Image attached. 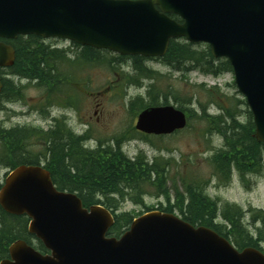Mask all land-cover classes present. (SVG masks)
I'll list each match as a JSON object with an SVG mask.
<instances>
[{
    "label": "water",
    "instance_id": "water-1",
    "mask_svg": "<svg viewBox=\"0 0 264 264\" xmlns=\"http://www.w3.org/2000/svg\"><path fill=\"white\" fill-rule=\"evenodd\" d=\"M18 35L144 57H162L170 39L209 43L214 57L232 65L253 115L254 138L264 144V0H0V38ZM13 60V49L0 42V67ZM185 123L172 106L152 107L138 115L135 128L166 135ZM0 206L29 217V233L51 252L41 255L18 240L0 264H264L258 250L239 252L210 229L158 211L134 219L119 239L106 238L110 214L99 205L84 209L75 194L56 191L39 166H19L7 177Z\"/></svg>",
    "mask_w": 264,
    "mask_h": 264
},
{
    "label": "rangeland",
    "instance_id": "rangeland-1",
    "mask_svg": "<svg viewBox=\"0 0 264 264\" xmlns=\"http://www.w3.org/2000/svg\"><path fill=\"white\" fill-rule=\"evenodd\" d=\"M45 43L65 52L61 58L67 67L63 65L60 74L62 77L67 76L68 85L72 84L73 91L68 92L67 98L61 95L60 105L48 106L43 90L36 87L34 82L28 83L16 76L3 75L13 82L12 89L21 85L23 92L22 100L21 97L17 99L16 95H13L12 100H5L8 99L5 97L0 99V126L5 129H15L14 135L21 139L24 145L23 147L15 144L16 153L20 150L16 159L21 155L31 156L32 159L38 155L39 163L45 165L49 157L45 148L38 142L32 141L30 134L22 136V127L42 129L48 133L61 127L60 136H56V139H64L65 136L61 135L65 131L76 135L86 132V137L91 135L90 138H93L82 141V148L88 152L96 149L100 141L111 147L117 146V150L128 159L142 156L149 165L154 162L163 164L164 176L167 180L162 192L167 191L170 195L171 205L174 204L175 192L179 194L185 192V189L192 184L191 180L199 183L207 182L204 193L210 200L216 202L218 223L222 222L219 210L224 204H229L242 210V225L254 238L264 232V226L260 221L251 223L252 213L248 212L249 209L264 211V168L260 174L254 172L245 175L243 180L234 168L230 172L229 182L224 175L213 176L209 157L225 149L223 146L225 138L214 131L205 135L207 121L199 120L202 112L213 116L222 115L219 107L237 113L235 120L240 124H244L243 122L247 120L248 107L233 85V74L230 71H223L213 76L205 71L206 63L197 68L175 70L160 59H142L137 66L146 70L149 78L132 83L127 76H132L135 72L133 58L99 51L96 61L84 63L80 61L81 49L71 43L62 40H47ZM193 49L197 52L204 51L206 54L207 46L195 45ZM205 54L201 60L205 59ZM206 61L213 69L223 68L224 60L209 58ZM149 71L156 74L153 77L157 86L152 91L148 90L149 85L152 84ZM190 94L194 96V101L205 107L202 111L194 101L186 103L173 99L174 95L188 98ZM69 95H72L71 99ZM137 98L142 99L143 103L157 101L158 104H172L187 109L188 128L174 136L143 138L137 133L131 139L128 132L132 131L138 113L135 112V106H131V102ZM67 100L69 104L66 103ZM230 122L225 119L224 124L228 125ZM124 134L126 135L123 136ZM45 137L43 135L42 141H45ZM45 145L46 147L49 145L48 141ZM141 199L145 206L135 205L129 196L125 197L124 201L118 200L119 211L126 213L128 217L129 215L135 217L146 211V207L155 209L167 205V198L156 195L151 188L144 190ZM173 212L178 216L181 215L177 211ZM19 219L21 220H17L14 225L15 233L21 232L24 226L25 219ZM2 236L9 237L7 233ZM229 239L234 244L233 238L229 237ZM260 246L264 249V243H260Z\"/></svg>",
    "mask_w": 264,
    "mask_h": 264
},
{
    "label": "trees",
    "instance_id": "trees-1",
    "mask_svg": "<svg viewBox=\"0 0 264 264\" xmlns=\"http://www.w3.org/2000/svg\"><path fill=\"white\" fill-rule=\"evenodd\" d=\"M6 43L12 45L16 53L15 63L6 71L7 74L17 76L30 83L34 82L36 87L43 90L49 104L53 102V98L57 99L61 95L67 98L68 92L73 91L68 86L67 76L62 77L60 74L63 65L67 67L61 58L65 54L64 51L51 48L50 45L44 44L35 36H19L17 39ZM79 53H81V62L91 63L97 59V52L91 48H81ZM204 54V51L197 52L190 44L171 41L162 61L175 70H183L186 65L190 64L189 68L202 66L203 63H206L207 68H210L208 67L209 62L206 61L210 58L208 50L204 56L205 59L201 60ZM223 69L230 70L229 64L225 62ZM134 70L135 74L130 77L132 83L139 82L141 78H149L148 73L142 67L135 65ZM149 74L151 78L156 76L151 71ZM13 95H19L17 98L22 96L18 88L12 89L11 82L4 80L1 97L9 100L12 99ZM192 96L190 94L188 98H181V96L174 95L173 99L190 103ZM69 97L71 99L72 95ZM164 101H166V96H164ZM66 103L69 104L68 100ZM196 104L201 111L205 108L198 101ZM131 106L139 109L144 106V103L142 99L137 98L131 102ZM179 107L188 113L187 109ZM219 108L222 115L210 116L202 112L199 116V120L207 121L206 132L214 131L225 138V149L215 152L210 158L213 176L224 175L229 182L232 166L242 180L247 172H260L264 146L252 138L254 126L251 114L247 111V120L243 122L244 124H240L235 120V117L238 116L237 113L231 112L229 109ZM225 119L230 120V124H224ZM60 129L61 127H57L55 131L49 133H39L33 130L30 133L34 142H38L40 145H42L40 142H43L45 152L49 155L45 167L49 170L52 181L58 189L76 192L85 205L101 203L107 209L115 211L118 208V200H125V197L128 196L134 204L143 205L141 194L145 187H150L156 192V195H163L167 198L166 207L160 206L158 210L171 213L173 209H176L181 214L182 219L189 224L210 228L226 239L232 237L238 248L253 247L263 251L260 243H264V232L259 233L255 238L247 232L241 222L243 215L239 207L224 204L219 210V217H221L222 222L216 221V202L210 200L204 193L207 182L199 183L196 180H191L192 184L185 189V192L181 194L175 192L174 204L171 205L170 195L167 191L162 192L166 179L163 164L154 162L149 165L142 156L130 161L117 150V146H107L88 152L81 146L82 136L78 137L69 131H65L61 135L65 136L64 139H56V136H60ZM42 134L46 136L45 141H42ZM15 140L16 144L22 145L21 139L16 137ZM47 141L49 145L46 147ZM18 153L20 152H17V155ZM24 158L26 157L21 155L17 160L20 163H38L36 160L38 157L31 160H24ZM146 209L148 210V208ZM248 212L252 213L251 223L260 220L264 225V211L249 209ZM116 219L112 228L114 235L119 233L122 227L126 228L132 217L122 213L116 216ZM21 232H16L12 236L13 239L0 238L1 258L6 256V248L2 247L4 240L8 243L17 238L27 241ZM40 250H44L41 245Z\"/></svg>",
    "mask_w": 264,
    "mask_h": 264
},
{
    "label": "flooded vegetation",
    "instance_id": "flooded-vegetation-1",
    "mask_svg": "<svg viewBox=\"0 0 264 264\" xmlns=\"http://www.w3.org/2000/svg\"><path fill=\"white\" fill-rule=\"evenodd\" d=\"M16 155L14 131L0 126V187L3 185L7 174L12 170L13 166H15ZM116 220L115 218V222ZM16 222L17 216L8 214L0 208V238H6L2 236L4 233H7L8 236L11 237L16 231L14 228ZM24 230L26 232V227Z\"/></svg>",
    "mask_w": 264,
    "mask_h": 264
},
{
    "label": "bare ground",
    "instance_id": "bare-ground-1",
    "mask_svg": "<svg viewBox=\"0 0 264 264\" xmlns=\"http://www.w3.org/2000/svg\"><path fill=\"white\" fill-rule=\"evenodd\" d=\"M16 128V127H15ZM22 145H23V143H22ZM224 146V145H223ZM87 148V147H86ZM222 149V148H221ZM22 153V152H21ZM25 156V155H24ZM263 159V158H262ZM44 160V159H43ZM262 163V162H261ZM263 174V173H262Z\"/></svg>",
    "mask_w": 264,
    "mask_h": 264
}]
</instances>
